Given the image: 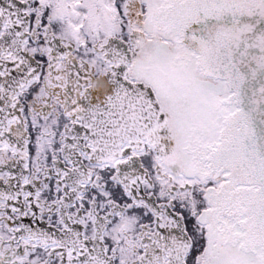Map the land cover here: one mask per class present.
Returning a JSON list of instances; mask_svg holds the SVG:
<instances>
[{"label":"snow or ice","instance_id":"6c2138e0","mask_svg":"<svg viewBox=\"0 0 264 264\" xmlns=\"http://www.w3.org/2000/svg\"><path fill=\"white\" fill-rule=\"evenodd\" d=\"M0 264H264V0H0Z\"/></svg>","mask_w":264,"mask_h":264}]
</instances>
